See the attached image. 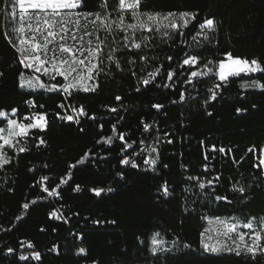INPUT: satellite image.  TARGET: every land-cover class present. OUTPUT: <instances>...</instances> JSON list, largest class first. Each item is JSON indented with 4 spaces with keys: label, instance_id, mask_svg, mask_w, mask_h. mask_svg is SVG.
Here are the masks:
<instances>
[{
    "label": "trees",
    "instance_id": "1",
    "mask_svg": "<svg viewBox=\"0 0 264 264\" xmlns=\"http://www.w3.org/2000/svg\"><path fill=\"white\" fill-rule=\"evenodd\" d=\"M98 2L86 0L85 10H101ZM116 2L108 0L109 10ZM142 8L190 11L197 16L182 29L183 37L175 33L166 40L155 33L137 34V42L144 35L152 37L139 50L124 48L116 36L104 48L102 67L107 74L96 77V91L74 92L65 101L62 92L19 87L20 72L29 75V70L18 63L17 52L5 39L10 35L11 0H0V110L17 109L19 121L34 113L46 114L47 119L45 130H33L23 140L27 150L11 153L10 163L0 167V264H200L203 256L211 258L204 264H264V255L253 260L234 253L210 254L200 245L208 218L235 217L242 224L264 216V176L253 167L259 152H248L253 146L264 147V91L241 88L252 79L264 83V73L230 78L207 105L208 89L218 82L216 77L186 82L191 71L200 70L209 59L223 58L226 52L264 63V0H144ZM207 18L214 19L216 31L204 41L197 33ZM117 47L121 50L114 55L123 71L107 59L109 50ZM185 53L200 57L199 63L181 68ZM141 56L148 59L141 61ZM130 59L136 63L129 64ZM156 67L161 72L155 81L143 85L141 78ZM170 70L175 71L172 80L167 79ZM42 80L51 84L61 79ZM181 92L184 101H179ZM116 96L122 100L118 102ZM29 100L35 107L26 103ZM61 103L70 109L83 106L87 115L76 114L79 123L61 120L57 117L64 115L58 107ZM154 103L164 108L157 111ZM113 107L117 112L110 111ZM145 123L151 126L147 132ZM113 125L131 148L124 151L125 142L118 134L111 143L104 142L113 136ZM41 138L45 143L40 144ZM213 145L225 148V153L211 151ZM153 147L156 152L150 151ZM125 157L139 167L122 165ZM148 158L157 159L155 169L150 164L143 169ZM45 176L48 179L38 183ZM189 176L199 180H188ZM216 176L219 182L213 181L204 190L206 196L201 195L197 183L208 184ZM164 183L171 192L167 197ZM233 184L251 185L247 200L230 191ZM77 185L80 191H75ZM44 188L55 190L59 200L53 202ZM95 188L113 190L96 196ZM216 194L228 196L232 203L215 201ZM57 207L67 223L49 217ZM154 233L160 234L170 252H150ZM28 243L40 253L39 262L21 261L15 253ZM80 248L86 254L77 255Z\"/></svg>",
    "mask_w": 264,
    "mask_h": 264
},
{
    "label": "snow or ice",
    "instance_id": "2",
    "mask_svg": "<svg viewBox=\"0 0 264 264\" xmlns=\"http://www.w3.org/2000/svg\"><path fill=\"white\" fill-rule=\"evenodd\" d=\"M144 0H117L116 6L109 10L108 0H99L98 11H86V0H11V12L9 15L13 18L10 22V35L6 34L5 39L15 49L18 56V63L24 68L29 70L32 75L26 76L23 71L19 74V87L21 89H44L47 92H62L66 97H70L74 92H95L98 88L96 77L101 73H104L102 67L104 63V48L108 47L106 40L107 36L101 37L100 32L112 35L118 31L123 33L122 41L123 47L128 48L129 51L135 49H141L142 45L147 47L150 43L151 36L144 35L137 42L136 34L149 33L159 34L162 39H172L173 34L178 33L181 37L184 36L182 29L188 28L191 21L196 19L197 14L190 11H151L144 10L142 4ZM18 9V15H17ZM115 13V18L113 14ZM130 17V20L127 19ZM207 30V31H206ZM216 31V24L213 18H207L199 24V31L197 36H202L204 41H209V32ZM15 39V43L13 42ZM196 40V36L193 37ZM113 43H116L113 40ZM119 47L109 50L107 59L112 61L118 70L123 71L118 59L114 53L120 51ZM146 56H141V61H146ZM169 61L172 57H167ZM200 57L196 55H189L185 53L182 64L180 67L188 66L192 68L199 63ZM134 59L129 60V64H135ZM161 72V67H156L153 71L147 73V75L141 78V83L145 86L155 81L158 74ZM254 73H264V63L258 58L249 59L247 57L234 56L231 52L223 54V58L213 61L209 59L206 64L202 66L200 70L191 71L186 78V82L191 84L193 79L201 77H216L217 83H214L212 88L208 91L211 93L209 100L204 103L207 105L210 101L217 98L220 89L229 83L230 78L240 77L241 74L249 76ZM107 74V73H104ZM135 76L136 73L132 72ZM175 75L174 70H170L167 73V79L172 80ZM41 77H47L48 80H57V77L62 78L56 83H46ZM160 87L159 84L156 85ZM171 85L164 84L163 87L168 88ZM241 88L248 89L254 88L264 91V83H261L258 79H252L250 82L241 84ZM137 92L140 88L137 87ZM115 99L119 102L122 100L121 96H116ZM185 100V93L179 94V101ZM30 107H35L32 101H27ZM173 104L178 103L177 100L172 101ZM42 108L43 105H40ZM60 108H64L65 104L58 105ZM157 111L164 108L161 103H154L152 105ZM72 111L77 115H87L83 106L72 107ZM111 112H117V108L110 109ZM239 112L240 109H237ZM12 116L17 114V109L11 110ZM208 115H211L209 112ZM57 117L61 120L73 121L79 123L78 120L74 121L73 115H59ZM0 118L6 120L4 126H0V167H3L10 163L11 158L7 155L3 149L16 148L20 139L29 135L30 130L39 129L45 130L47 127L46 114L34 113L23 117L27 123L18 122L16 119L8 118V114L0 110ZM95 118V117H91ZM122 119V117H121ZM143 123V121L141 122ZM102 127V126H101ZM151 126L144 124V131L147 132ZM83 130V129H81ZM113 136H109L104 142L111 143L113 138L117 136L116 125L112 126ZM118 139L125 142L124 151L132 147V144H128L125 141V135L123 133L118 134ZM171 143V141H168ZM45 143L41 138L40 144ZM99 143V141H98ZM134 143V142H133ZM143 143V141H141ZM25 147H19V152H25ZM211 151H219L225 153V148H216L215 145L210 149ZM143 152L144 149H141ZM151 152H156V148H151ZM231 151L230 149L228 150ZM248 152L259 155L256 156L257 163L253 164V167L260 171V174L264 176V147L257 149L255 146L250 147ZM208 157L205 155V160ZM157 159H145L144 164H150L153 169L157 164ZM78 163H83V160ZM122 165H130L132 168H138L139 165L129 158L125 157L121 159ZM70 167H75L71 165ZM167 167V165H164ZM207 171V166H205ZM118 175L122 174L118 173ZM48 177H41L38 183H42L47 180ZM188 180H196L199 178L195 176L187 177ZM220 177L216 176L213 180H209L206 185L204 182H198V187L202 191V194L206 196L203 190L206 187L213 186V181L219 182ZM66 183V181H63ZM163 194L165 197L171 194L167 183L162 186ZM251 189V185L245 187L242 184H233L230 191L238 193L241 197L247 200V193ZM48 192L49 196L58 195L55 190L49 191L47 188L43 189ZM80 187L77 185L75 191H80ZM112 188L92 189L96 196H100L104 191H112ZM185 191L190 189L185 188ZM213 187V191H214ZM215 201H224L228 204L232 203L226 195L216 194L214 196ZM35 203V201H33ZM25 209L28 208V204H24ZM50 218L61 219L67 223V220L60 212V209H55L49 213ZM19 219V217H18ZM218 227L213 229H204L201 233L200 245L205 253L220 254V253H234L236 256L246 255L251 256L253 260L258 255H264V216L253 217L246 219L242 224L238 218L231 219H218L216 222ZM246 229L247 231H242ZM213 235H207L209 232ZM159 233H154L151 237V248L149 249L153 255L157 252H170V248H163L165 241L157 239ZM175 245L176 242L173 241ZM28 248H33L31 243L27 244ZM190 247V245H185ZM55 250V249H53ZM13 249L9 248L8 252L11 253ZM77 255L86 254L84 248H80ZM31 258L39 260L41 255L39 252H33L30 254ZM21 261L29 259L28 255L21 254L19 256Z\"/></svg>",
    "mask_w": 264,
    "mask_h": 264
},
{
    "label": "rangeland",
    "instance_id": "3",
    "mask_svg": "<svg viewBox=\"0 0 264 264\" xmlns=\"http://www.w3.org/2000/svg\"><path fill=\"white\" fill-rule=\"evenodd\" d=\"M17 15H18V9H17ZM8 18H9V21L11 22L12 21V17H11V15H8ZM127 19H129L130 20V17H128ZM140 32H138L137 34H139ZM100 35H101V37L103 38V37H105V36H107V33H104V32H100L99 33ZM136 34V35H137ZM123 33H121V32H118V31H116V32H114L112 35H109V36H107V40H106V43H107V45H109V41L110 40H112V39H116L117 37L116 36H118V38H119V40L120 41H122V37H123ZM109 39V40H108ZM123 42V41H122ZM29 75H32V73L29 71ZM29 75H26V76H29ZM57 78H60V77H57ZM41 79H42V77H41ZM60 79H62V78H60ZM25 89H27V88H25ZM39 89V88H38ZM27 90H32V89H27ZM80 92H82V91H80ZM8 114V118H10V119H16L18 122H21V121H19L18 120V118H17V114L15 115V116H12V114L11 113H7ZM22 122H24V123H27V122H25V121H22ZM0 123H3L2 125H0V126H4L5 124H6V120H4V119H2V118H0ZM33 130H39V129H32V130H30V132L31 131H33ZM30 132H29V134H30ZM27 137V136H26ZM26 137H24L23 139H20L19 140V143L16 145V148L15 149H13V148H5V149H3V151H6L7 152V155L10 157V154L11 153H20L19 151H18V148L19 147H24L23 146V140L26 138ZM0 143H2V142H0ZM205 183V182H204ZM206 185H207V183H205ZM197 188H198V190H199V192H200V194L201 195H203L202 194V191L199 189V187H198V183H197ZM207 188V187H206ZM204 191V190H203ZM217 220L216 219H210V218H208L207 219V228L208 229H213V228H216V227H218V225H216V222ZM241 230L242 231H247L246 229H242L241 228ZM207 235H213L214 236V233H212L211 231L207 234ZM162 237H160V236H158L157 237V239H161ZM214 238H215V236H214ZM163 239V238H162ZM164 240V239H163ZM165 241V240H164ZM164 246H165V244L163 245V248H164ZM161 252V251H160ZM211 261V258L210 257H205V256H203L202 258H201V260H200V264H204L205 262H210Z\"/></svg>",
    "mask_w": 264,
    "mask_h": 264
},
{
    "label": "built area",
    "instance_id": "4",
    "mask_svg": "<svg viewBox=\"0 0 264 264\" xmlns=\"http://www.w3.org/2000/svg\"><path fill=\"white\" fill-rule=\"evenodd\" d=\"M199 38H201V37H199ZM218 93L220 92V90L218 89V90H216ZM64 98H65V101H67L70 97H66V95L64 94ZM63 110H64V115H73L74 116V121L75 120H77V118H76V114L72 111V109H70V107H68V104H66V106L64 107V108H62ZM69 122H73V121H69ZM149 160H151L152 158H148ZM147 166V164H145V165H143V169L144 170H146V167ZM151 166V165H150ZM49 196V195H48ZM50 197V199L53 201V202H55V201H58L59 199H58V197L57 196H49ZM56 209H60V212L62 213V211H61V208L60 207H57ZM53 221H56V222H60V221H64V220H61V219H55V218H51ZM34 246V245H33ZM33 252H37L36 250H35V247H33V248H28L27 247V244L26 245H24V246H21L20 248H19V250L18 251H15V253H17V255H18V258H19V256L21 255V254H23V255H28L29 256V259L28 260H26V262L27 261H33V262H35V263H37V262H39V260H36V259H33V258H31V253H33ZM11 253H14L13 251L11 252ZM10 253V254H11Z\"/></svg>",
    "mask_w": 264,
    "mask_h": 264
}]
</instances>
